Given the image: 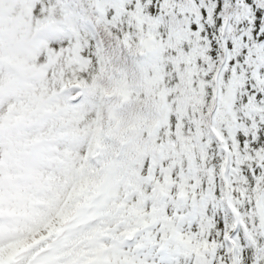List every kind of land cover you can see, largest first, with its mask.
Segmentation results:
<instances>
[{
	"label": "snow or ice",
	"instance_id": "1",
	"mask_svg": "<svg viewBox=\"0 0 264 264\" xmlns=\"http://www.w3.org/2000/svg\"><path fill=\"white\" fill-rule=\"evenodd\" d=\"M0 264H264V0H0Z\"/></svg>",
	"mask_w": 264,
	"mask_h": 264
}]
</instances>
